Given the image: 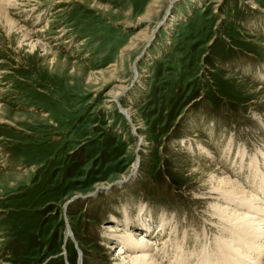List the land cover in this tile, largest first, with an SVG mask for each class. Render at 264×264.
<instances>
[{
    "label": "rangeland",
    "instance_id": "1",
    "mask_svg": "<svg viewBox=\"0 0 264 264\" xmlns=\"http://www.w3.org/2000/svg\"><path fill=\"white\" fill-rule=\"evenodd\" d=\"M6 13L0 264H117L120 229L141 227L124 215H150L152 243L161 218L180 226L189 264L229 241L205 181L238 171L240 151L248 171L232 179L249 192L247 163H264V0H19ZM40 30L47 52L23 46Z\"/></svg>",
    "mask_w": 264,
    "mask_h": 264
},
{
    "label": "bare ground",
    "instance_id": "2",
    "mask_svg": "<svg viewBox=\"0 0 264 264\" xmlns=\"http://www.w3.org/2000/svg\"><path fill=\"white\" fill-rule=\"evenodd\" d=\"M17 1L19 0H0V18L4 14L7 15L6 12L12 9ZM6 15H5L6 18L4 17V19H6V23L9 24V27L13 26L14 23L11 22ZM11 30L12 29L10 28L9 31ZM42 33H44L42 30L35 31L33 33L25 31L23 40L24 42L25 41L28 42L25 43L23 46L28 47L33 52L36 51L37 47L42 48L43 50L45 49V52H47L48 51L46 49L47 45L45 46V44H43L40 40L37 39L42 35ZM53 63H54V59L53 60L51 59V64L53 65ZM122 92L123 91H120L115 95L113 94L114 101L118 100ZM120 111L123 116H126L128 117V119H130L128 111L123 109L121 106H120ZM5 123L8 124L7 121L0 120V124H5ZM228 151L229 152L232 151V146L230 143H228V146H226V150L224 153L227 155L229 154ZM248 157L246 156L245 153H241L239 151V154L235 161V166L236 164H239V167L237 165L238 171L232 170L235 172L232 173L230 170L227 172L228 175L224 176L222 173L217 174V171L214 170L213 175H210L208 181H205V187L208 188L209 190V193H207L206 195L207 196L206 200L216 201L214 202V206H213V210H214L213 216L215 218H217L216 216L220 217L221 221H225L226 224H228L230 227L232 226L228 230L231 239H229V241L226 242L224 241L220 244L219 242L223 240L222 237L221 240H218L219 242L214 243V247L217 248L216 253L213 252L210 253L209 250L210 247L209 246L207 247V245H204L203 248L201 247L202 253L200 254V256L198 255L199 258L197 260L199 261L197 264H214V262H216V264H264V262L262 261L264 259V199L261 197L262 195H264V169L261 168L264 167V163L263 165H261L260 164L261 162H259L260 158L257 159L255 157L252 158V160H249L250 162L247 163L249 166L248 174L251 176L250 182L252 183L248 186L249 190L258 192L256 193L257 197L255 194L252 195V197H250L249 193L251 191L247 192L245 190V187L242 188V185L237 180V178H239L241 174H244L246 173V171H248L246 169H241L244 167L242 165L244 161L247 160ZM262 159L264 162V157H262ZM226 160L227 159L224 158L223 163H227ZM137 167L138 165L137 162L135 161L132 165V170L130 172V175L135 173L134 171L135 169L137 170ZM232 177H237V178L236 180H234L232 179ZM244 180L248 181L247 176L245 177ZM259 193L261 194V196L258 195ZM255 200L256 203L252 204V202ZM221 204L224 205L221 206ZM238 210H241L242 212H239ZM256 214L260 215L259 217L261 218H258ZM124 217H125V221L131 222L133 226L137 225L138 222L139 225L143 227L141 230L139 229L141 227L138 228L137 226H135L134 230L127 229L126 227L120 229L119 232L122 231V234L121 236H118L119 238L118 241L120 242V245L117 248L119 249L117 256L118 259L120 260L119 263L117 264H160V262L161 264H165L168 263V261L170 264L190 263V261L188 260L189 256L186 257L187 253L185 255V252L182 249L185 246V241H183L184 246L179 247V249H182V251L180 250V252H183V257H180L181 253L177 251L178 249L177 250L174 249L175 245L173 246V243L176 242V240L172 241V239L177 237V234L178 232H180L181 229L180 226L174 227L173 224L170 223L171 221L168 222L169 221L168 219L161 218L160 224H158L157 227H155L157 233L154 235L160 237L159 239H157L159 242L154 241L152 243V240L148 235L149 228L153 226L151 224V222L153 221L149 220L148 218L150 217V215H146V220L143 219L142 216L141 219L139 216H137V219L136 220L134 219L135 222L134 220H130L132 217L130 218L129 216L126 215H124ZM222 230H224V232H227L226 229H219V231ZM116 232H118V229L115 226H113L112 229L108 231L109 234ZM68 234L71 235L73 238V234L70 229L68 231ZM183 235L184 237L188 236L186 234ZM164 237L165 239L169 237V241H166ZM219 238L220 237H218L217 239ZM218 243L220 244V246L218 245ZM222 244L224 245L222 246ZM214 247L212 249H214ZM175 248H177V246ZM195 256L196 255H194V257ZM166 259L169 260L166 261ZM201 259H203L204 261Z\"/></svg>",
    "mask_w": 264,
    "mask_h": 264
},
{
    "label": "water",
    "instance_id": "3",
    "mask_svg": "<svg viewBox=\"0 0 264 264\" xmlns=\"http://www.w3.org/2000/svg\"><path fill=\"white\" fill-rule=\"evenodd\" d=\"M66 224H67V222H66ZM67 228H68V231H69V227H68V225H67ZM67 237H70V238H71L72 242L75 244V246H76V248H77L76 242L73 240L72 236L68 234ZM77 250H78V249H77ZM78 252H79V251H78ZM79 254H80V253H79ZM80 255H81V254H80Z\"/></svg>",
    "mask_w": 264,
    "mask_h": 264
}]
</instances>
